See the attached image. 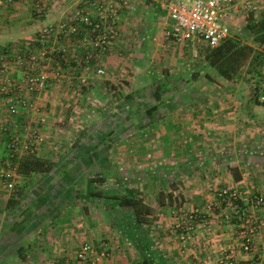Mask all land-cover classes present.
I'll return each mask as SVG.
<instances>
[{
	"label": "crops",
	"instance_id": "obj_1",
	"mask_svg": "<svg viewBox=\"0 0 264 264\" xmlns=\"http://www.w3.org/2000/svg\"><path fill=\"white\" fill-rule=\"evenodd\" d=\"M168 1L76 0L78 26L90 30L91 40L115 31L102 54L109 74L92 79L70 105L67 92L42 97L48 114L34 155L53 166L47 173H18L15 195L0 186V264H85L77 259L85 243L100 257L97 264H264V231L245 252L238 221L228 225L216 200L230 186L264 195V118L257 117L264 104L229 98L241 85L228 78L231 71L217 77L208 58L195 67V47L202 44L169 35ZM55 2H65L64 8L72 1L0 0V55L58 57L44 50L53 36L47 13ZM89 9L96 15L86 24ZM104 10L112 13L107 20L101 19ZM261 13L264 0L238 1L225 42H253L248 18ZM70 39L59 36L61 58H72ZM76 39L85 40L83 32ZM258 46L262 52L264 45ZM197 74L208 84H192ZM112 84L123 88L111 90ZM213 92L219 98L211 99ZM3 105L0 100V119ZM18 118L20 129L30 123L28 116ZM125 198L148 209L145 222L121 204ZM103 250L108 257L100 256Z\"/></svg>",
	"mask_w": 264,
	"mask_h": 264
},
{
	"label": "rangeland",
	"instance_id": "obj_2",
	"mask_svg": "<svg viewBox=\"0 0 264 264\" xmlns=\"http://www.w3.org/2000/svg\"><path fill=\"white\" fill-rule=\"evenodd\" d=\"M72 2L68 3V5L64 8H62V5L65 2H55L53 11H51L49 14L47 13L48 18L52 20L54 27H53V36L49 38V42L45 44L44 50L51 51L56 50L58 52V57H53L51 59H45L42 54H38L40 56H35L34 58L31 57H22V58H15V54L13 53V56H3L0 55V71L3 72L0 73V85L2 86V91L0 92V100L2 101L3 105V113H2V119H0V128L2 126H6L8 128V131L6 132V135H0V142H2V139L6 138L5 141L7 142L6 145L9 144L11 141V138L13 137H21L22 142L19 147H22L24 144H28V141H32V138H30L31 133L37 132V142L33 145H35V149H37L42 144V137L44 134V128L46 124L45 116L48 114V111H46L45 102L42 100V97L47 95L49 96V93L51 92V95L55 92L59 95L65 94L67 92L68 94V105L72 103L73 100L72 97H76L79 93L78 91H84L86 85H89L88 83H92V79L97 78H106L109 74V68L104 65V59L102 55L104 52L100 48V46H96V43L98 42L97 38L95 40H91L90 30L89 29H82L78 26L79 22L76 20L79 18L80 15L78 14L79 11L76 9V0H71ZM106 1V0H105ZM184 1V0H181ZM90 8V7H89ZM88 13V14H86ZM83 13V15H87L88 21H91V17L95 18V13H92L90 9ZM108 14H112L111 12H108L107 10L102 11L101 19L107 20ZM115 15H113V18ZM257 18V17H256ZM255 17H252V19L255 21ZM77 24V26H76ZM81 32H83L85 40H77L76 37L81 35ZM104 33V31L102 32ZM62 34H66L67 37L71 38L69 40L70 43H73L72 47L70 49H73V55L72 58H61V54H59V50L61 48L59 44V36ZM251 34L248 33L247 36L244 37L247 39L248 36ZM100 36V35H99ZM115 38V37H114ZM68 42V43H69ZM244 43H239L237 48L235 49L236 52L239 53L238 60L234 63L233 69L228 75L231 78L234 79V83L240 84L241 88L239 92H229L228 95H230L229 98L233 99L234 95L237 94V99L244 100L245 102H249L253 100L254 93L252 94V91H255L254 89V79L259 77H264V50L262 52L258 51V48L261 49L257 44H254L253 42L249 40L243 41ZM76 45H75V44ZM71 45V44H69ZM112 44H109L107 47H110ZM200 45V44H199ZM26 46V45H23ZM42 51L41 49H39ZM43 50V51H44ZM194 50V49H193ZM42 51V52H43ZM86 52L87 54H78L77 52ZM212 49L207 48L204 45H200L195 47V63L197 68H202L205 66V62L207 61V56L211 55ZM82 58V59H81ZM98 71H102L103 73H99ZM16 72L20 73V76H16ZM114 73V71H113ZM222 74L217 75L219 77ZM201 74H197V77H192V84H195L197 87H200V83H202L204 86L205 84H208L207 81L200 80L203 76L199 77ZM41 77H45L46 82L44 83V89L40 91H34V93L28 91V90H22L16 91V87L19 85H23V88H25L29 83L26 82L28 79H33L35 82H39ZM84 79V82L82 81ZM66 80V82L64 81ZM213 83L215 82L214 78H212ZM23 83V84H22ZM205 83V84H204ZM230 83L232 81L230 80ZM113 85V84H112ZM80 86V87H78ZM85 86V87H84ZM112 86V89L114 91L119 87ZM126 86V85H125ZM138 87L137 85H135ZM127 87V86H126ZM122 89L123 87L120 86ZM135 89V87H131V90ZM126 90H129V87L126 88ZM123 91V90H122ZM120 92H115V94H118ZM57 95V96H58ZM15 96L17 98L23 97L26 101H29L30 103H34V107L32 108L33 111H29L26 109L24 105H18L17 106V114L18 115H24L28 116L27 121L30 123L24 125L21 129L20 127H16L15 123L13 124L12 121H14V118H11V115H9L8 112V106H7V100L11 97ZM54 96V95H53ZM80 98V96H79ZM216 97V92H213V97ZM48 103V102H47ZM71 108V107H70ZM246 110V109H245ZM257 117L263 119L264 118V112H260L257 114ZM19 119V118H18ZM17 119V121H18ZM43 119V123H40V120ZM33 120V121H32ZM8 121V123H6ZM84 127V123L81 122L77 127L82 128ZM83 129V128H82ZM56 143L55 146H58L60 144L59 140H55ZM26 142V143H24ZM34 143V140L32 141ZM31 142V143H32ZM30 143V144H31ZM1 146V145H0ZM54 146V147H55ZM7 151V147H6ZM36 152V150H35ZM7 154V152H6ZM21 155L18 154L16 157L19 158ZM36 156V155H34ZM4 161V159L2 160ZM2 161H0V173L6 170L5 167L2 165ZM13 159H11L12 163ZM17 177V176H16ZM16 177L10 178L14 181V186L12 189H6L5 184L7 182L0 179V186L4 190V194L12 193L15 195L16 191V184L15 179ZM231 187V186H230ZM235 187V186H232ZM229 188V187H228ZM237 188V187H236ZM253 189H249L245 193H247L249 196L258 195L257 193H253ZM264 196V195H263ZM218 205L222 206L219 202H217ZM209 205V204H208ZM211 208H215L216 206L212 202L210 204ZM248 210L246 211L247 215H250V217L253 218L255 222L258 221H264V217H259L257 213H260L261 211H264V208H254L252 206L247 207ZM223 211V218L229 225L232 220H236L231 218L232 217V209L228 206H222ZM238 221V220H237ZM203 224L207 223L208 221L200 222ZM240 227H239V235L241 238V244H242V231H244L243 222L238 221ZM206 226V224H205ZM189 228V227H188ZM264 231V230H262ZM260 233V232H259ZM103 247V246H102ZM101 253L109 254L108 250H103ZM106 257V256H104ZM102 257V258H104Z\"/></svg>",
	"mask_w": 264,
	"mask_h": 264
},
{
	"label": "built area",
	"instance_id": "obj_3",
	"mask_svg": "<svg viewBox=\"0 0 264 264\" xmlns=\"http://www.w3.org/2000/svg\"><path fill=\"white\" fill-rule=\"evenodd\" d=\"M122 2V0H118ZM124 1V0H123ZM240 0H171L166 3L167 16L172 22L171 35L178 43H201L209 49H216L232 35L231 27V8ZM84 23H89L87 15L82 17ZM103 32V31H102ZM101 32V36L97 39L96 46H100L103 52L106 51L107 46L114 40L115 31H110L108 34ZM103 73L102 71H98ZM29 83L23 88V85L16 87V91L28 90L32 93L34 91H40L44 89L45 77H41L39 82H35L33 79L26 80ZM254 98L260 103L264 104V77H257L254 79ZM8 112L11 118H14L12 123L17 125V106L24 105L27 110L33 111L34 103L26 101L23 97L11 96L7 100ZM43 119L40 123H43ZM8 123V121L6 122ZM8 128L2 126L0 128V135H6ZM37 132L31 133L30 138L32 141H28V144H24L19 147L22 140L21 137H13L7 145L6 159L2 162L5 171L0 173V179L7 182L4 186L6 189H12L14 186L13 179L18 175L17 166L11 163V159L15 158V155H27L35 154V144L39 136ZM32 142V143H31ZM26 143V142H24ZM31 143V144H30ZM216 200L221 205L231 207L233 210L232 217L240 222H243L244 231H242V248L245 252H249L253 246V239L258 233L264 230V221L255 222L250 215H247V207L252 206L254 208H264V196L253 195L249 196L247 193L241 191L236 187H229L219 190L216 193ZM194 218V217H193ZM192 220V217H190ZM100 255L101 257H108L109 254ZM95 252L90 243H85L81 250L77 254V259L85 264H97L100 257H95Z\"/></svg>",
	"mask_w": 264,
	"mask_h": 264
},
{
	"label": "trees",
	"instance_id": "obj_4",
	"mask_svg": "<svg viewBox=\"0 0 264 264\" xmlns=\"http://www.w3.org/2000/svg\"><path fill=\"white\" fill-rule=\"evenodd\" d=\"M253 16L248 18V29L252 34V41L257 45H264V13H261L255 21L252 19ZM238 45L230 43H222L218 48L214 49L211 55H208L207 58L220 74L223 71L222 75L227 76L228 72L233 69L234 63L238 60L239 53L235 51ZM236 47V48H235ZM235 48V49H234ZM232 49V50H231ZM231 50L230 53H228ZM153 100L155 103L159 101V95L156 92L153 95ZM157 110L156 105L154 104L150 107L147 112L149 115H152ZM18 123V122H17ZM13 158L12 163L17 166V172L20 174H28L32 172L47 173L52 169L53 164L49 161L39 159L34 155H28L23 157ZM236 181H239V177L234 173ZM123 206H129L133 208L135 220L138 223L145 222L144 217H142L143 211H148V209L142 205L140 201H136L131 198H125L121 200ZM147 264V263H142ZM248 264V263H241Z\"/></svg>",
	"mask_w": 264,
	"mask_h": 264
}]
</instances>
